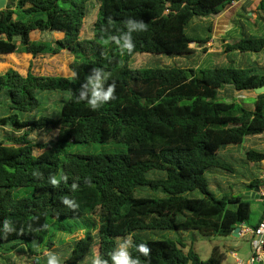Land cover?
I'll use <instances>...</instances> for the list:
<instances>
[{
	"label": "trees",
	"instance_id": "obj_1",
	"mask_svg": "<svg viewBox=\"0 0 264 264\" xmlns=\"http://www.w3.org/2000/svg\"><path fill=\"white\" fill-rule=\"evenodd\" d=\"M234 1L6 0L0 10V56L35 58L65 51L72 62L68 77L32 71L23 76L13 69L0 74V244H9V252L25 246L31 263L38 264L37 256L54 249L56 234L73 235L76 228L83 235L72 242L62 264H91L94 254L109 259L118 240L128 236L134 245L151 249L148 258L130 249L142 264H223L217 246L206 260L200 258L193 250L194 233L225 238L242 224L256 228L264 219L262 212L249 225L250 201L241 198L243 193L234 195L221 179L239 178L251 191L261 187L264 151L249 149L236 158L224 150L264 135V93L255 96L252 109L219 95L225 87L241 92L264 86V70L257 73L251 64L202 68L201 59L194 67L132 70L127 62L141 53L187 61L196 52L205 54L213 21ZM95 7L91 37L81 40ZM248 12L238 16L249 20ZM251 13H264V0ZM128 18L148 25L147 31L133 33L131 55L105 42L126 31ZM200 26L204 36L196 34ZM223 52L264 53V36L244 31ZM93 67L110 73L108 83L116 82V99L95 111L86 101L77 102ZM45 92L64 96L59 115L31 117ZM40 132L55 135L33 142L31 136ZM70 143L122 144L126 151L70 153L64 149ZM57 175L60 183L53 187L49 180ZM65 197L77 207L63 204ZM64 219L83 225H61ZM5 220L14 229L7 235ZM159 232L175 233L178 239L150 236Z\"/></svg>",
	"mask_w": 264,
	"mask_h": 264
},
{
	"label": "rangeland",
	"instance_id": "obj_2",
	"mask_svg": "<svg viewBox=\"0 0 264 264\" xmlns=\"http://www.w3.org/2000/svg\"><path fill=\"white\" fill-rule=\"evenodd\" d=\"M252 4H255V1L251 2ZM97 8L95 7L92 9L91 13L87 17V19L84 22L80 39L84 40L89 37H91V29L92 25L95 21ZM242 14V13H241ZM247 16H249L250 21L248 20V24H251L252 28L248 29L246 31L243 27L236 28V31L239 34H242L244 31L247 32V34H255V37H259L264 35V16H258L256 14H252L251 12L247 13ZM258 24L260 26L259 33H253V24ZM199 25V24H197ZM192 29L189 28V32ZM196 34L200 36H204L205 32L201 30V26L196 29ZM252 32V33H251ZM236 34L235 32L230 34L229 36H233ZM214 36L215 32L213 33ZM214 42L217 41L216 38H213ZM224 46V45H223ZM221 46L220 42L215 44V48H223ZM190 47L196 49V46L194 44H191ZM231 56L232 54H228ZM251 55V54H249ZM250 58L254 60V62H251ZM250 58H248V62L253 64L254 67H256L257 73L261 72V68H258V62L260 61L264 63V54L262 55H251ZM201 59V63L199 66H202V55L197 53L192 60H183L182 58H172L165 55H153V54H135L133 57L127 62V66L129 69L135 70V69H149V68H165V67H174V66H189L194 67V65L197 63L198 60ZM212 62L214 64H221L220 59L213 55L212 56ZM72 62V56L62 51L57 55L49 56V55H40L35 58H33L31 55L28 54H10V55H4L0 56V64L4 65L2 67L3 69H0V74L5 73L9 69H13L20 73L21 75H26L28 71H32L36 75H53V76H62V77H68L71 75L69 66ZM223 63L225 64V58H223ZM246 91L238 92L237 94H231L229 92L222 91L219 95L220 100H223L225 102H231L235 101L240 104H243L244 106H249L253 103L252 99L244 98L242 94ZM46 97L45 100H41L40 106L38 109L34 112H32L30 115L31 117H38L40 115L48 114L50 116H58V110H59V104L63 100V95L58 93H43ZM39 97V96H38ZM55 135L54 132L49 133H38L33 134L31 137L33 139V142L35 143H43L47 142L50 139L53 138ZM66 152L70 153H80V154H102V153H123L126 151V148L122 144H97V143H82V144H67L64 148ZM253 149L257 151H264V137H250L248 138L242 145H229L225 148L224 151H227V153H232L236 158H239L246 150ZM59 179V175L56 177ZM222 183L224 185L228 183L227 186H230L232 188L233 194L236 196L242 195V199L246 194L247 188L239 184L238 182L240 179L238 178H229L224 179L222 178ZM261 187H264V179H262ZM25 192H21L20 195L24 194ZM253 193V191H251ZM260 191L254 193V196L246 199L250 201V219H249V225H254L260 216L262 215V212H264V198H259ZM76 219H64L61 220V225H83L82 220ZM52 231V228L49 229V232ZM73 235L71 234H61L58 233L53 238V241L55 243L54 249H52L50 252L56 253L60 256L61 260L63 261L69 254V249L74 240L79 235H83V233L79 230L74 228ZM48 232V236H49ZM194 233V232H193ZM193 233H187L192 235ZM196 240L193 243V250L200 256L202 260H206L212 251V248L217 246L221 253L224 254L225 260L223 264H230L234 263L235 258L232 257V253H236V256L238 259L242 261H246L249 257V251L250 246L249 242L246 238H232L230 237H212L210 239H203L199 237V235L195 232ZM154 239H161V238H169V239H178V236L175 233H169V232H159L155 235H150ZM187 248L190 246V243L187 242ZM9 244L4 243L0 244V264H6V261L11 260L15 262L16 264H32L33 257H30L26 247L18 248L15 251L9 252L6 249V246ZM185 249V251L187 250ZM47 251H44L41 255L37 256V262L38 264H47Z\"/></svg>",
	"mask_w": 264,
	"mask_h": 264
},
{
	"label": "clouds",
	"instance_id": "obj_3",
	"mask_svg": "<svg viewBox=\"0 0 264 264\" xmlns=\"http://www.w3.org/2000/svg\"><path fill=\"white\" fill-rule=\"evenodd\" d=\"M126 31H121L119 35L108 36L106 43H114L120 50L121 54L127 53L133 54L135 49V43L133 40V33L147 31L148 25L142 20H135L128 18L124 22ZM109 24H111V18H109ZM110 79V73L99 67H93L91 73L85 77V82L78 90L77 102L86 101L91 110H98L102 105L116 99V82L108 83ZM34 175L41 176L40 173H34ZM63 179H67L63 177ZM86 183L90 181L86 180ZM49 183L53 187H58L60 180L56 177H51ZM76 184L72 185L75 189ZM62 203L68 205L70 208H76L77 205L74 201L67 197L62 199ZM3 231L5 235L14 231L9 221L5 220L3 223ZM43 227H47L44 225ZM138 252L141 256L148 258L151 255V249L145 243L138 245L133 244L131 236L125 237L122 240H118L115 248L108 254L109 259H104L98 254H94L91 258V264H142L141 259L137 256L134 257L130 249ZM47 264H62L60 256L56 253L49 252L47 254ZM143 264H150L149 261L143 262Z\"/></svg>",
	"mask_w": 264,
	"mask_h": 264
},
{
	"label": "crops",
	"instance_id": "obj_4",
	"mask_svg": "<svg viewBox=\"0 0 264 264\" xmlns=\"http://www.w3.org/2000/svg\"><path fill=\"white\" fill-rule=\"evenodd\" d=\"M252 1H255V4H252L251 3ZM258 1L259 0H237V1H234L224 9V12L222 13V15L220 17H218L217 19H215L213 21L212 38L205 46L206 52H205V54L202 55L203 65L199 66V67L207 68V67L217 65V64H214L212 62L213 61L212 60L213 55L217 56L220 59L221 64H219V65H225V64H222L223 58H225L226 66L233 65V66L237 67L241 64H244V65L251 64L248 62V58H250V56L252 54L251 55H249V54L241 55L237 52L224 53L223 52V48H224L223 45H225L227 43L231 44V43L235 42L241 36V34H239L236 31V28H240L239 24H242V26L245 28L246 31H248V29L252 28V26H250L251 24H248V20L242 19L238 15L241 13L243 14L244 11H250V12L256 11V6L258 4ZM256 15L264 16V13H256ZM249 21H250V19H249ZM253 26H254L253 27V29H254L253 33L258 34L260 26L256 23L253 24ZM214 32H215L216 36L213 35ZM234 32L236 34H234L233 36H229L230 34H232ZM250 35L255 36V34H250ZM262 36H264V35H262ZM213 38H216L217 41L214 42ZM218 42H220V44H221V46H223V48H219V49L215 48V44H217ZM196 49L199 51V48H196ZM197 53L198 52H196V54ZM228 54H232V55L229 56ZM262 54H264V53L253 54V55H262ZM252 59L250 58L251 62H254V60H252ZM257 62L259 65L258 68H261V71L264 70V63H262L260 61H257ZM251 65L253 66V64H251ZM225 90L231 94H237L238 93L236 91H233L230 87H225V89L221 90L220 93L222 91H225ZM242 96L244 98H249V99L253 100V103L248 106V108L252 109L254 106V100H255V96H256L254 91H246L242 94ZM256 137H264V135H260V136H256ZM259 174L260 175L264 174V161H262L260 164ZM259 189H260L259 198L262 199V198H264V187H260ZM242 225H240V226H242ZM245 227L252 228V227H250V226L248 227L246 225H245ZM231 236H232V238H246L248 240L249 246H250L251 236L249 234H246L243 237H239L238 235L237 236L231 235ZM249 256H250V251H249ZM232 257L235 258L234 263L237 261H242V260L238 259V257L236 256V253H232ZM242 262H245V261H242ZM234 263H230V264H234Z\"/></svg>",
	"mask_w": 264,
	"mask_h": 264
},
{
	"label": "built area",
	"instance_id": "obj_5",
	"mask_svg": "<svg viewBox=\"0 0 264 264\" xmlns=\"http://www.w3.org/2000/svg\"><path fill=\"white\" fill-rule=\"evenodd\" d=\"M264 179V174L261 175ZM249 234L250 240V256L247 261H237L234 264H264V219L256 228H247L243 224L237 233L239 237Z\"/></svg>",
	"mask_w": 264,
	"mask_h": 264
},
{
	"label": "water",
	"instance_id": "obj_6",
	"mask_svg": "<svg viewBox=\"0 0 264 264\" xmlns=\"http://www.w3.org/2000/svg\"><path fill=\"white\" fill-rule=\"evenodd\" d=\"M6 3H7L6 0H0V10H3V9L5 8ZM253 91H254V93H255L256 95H258V94H262V93H264V86H261V87L255 88ZM259 191H260V189H259L258 187H255V188L253 189V193H251V190H250L249 188H247V190H246V194H245V196L243 197V199H244V200L249 199V198H251V197L254 196V193L259 192ZM239 230H240V227H239V226L236 227V228L233 230L232 235L237 236V233L239 232Z\"/></svg>",
	"mask_w": 264,
	"mask_h": 264
}]
</instances>
